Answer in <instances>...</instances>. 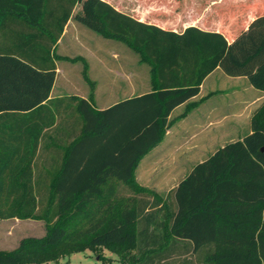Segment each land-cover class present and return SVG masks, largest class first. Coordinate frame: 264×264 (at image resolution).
<instances>
[{
  "label": "trees",
  "instance_id": "16d2710c",
  "mask_svg": "<svg viewBox=\"0 0 264 264\" xmlns=\"http://www.w3.org/2000/svg\"><path fill=\"white\" fill-rule=\"evenodd\" d=\"M141 1L135 17L104 0H0L5 36L15 21L40 30L12 52L0 48V220L46 222L43 237L23 239L0 264L116 247L136 249L135 264H264V106L251 134L195 166L163 200L135 181L172 112L196 107L216 69L264 92V0ZM71 18L139 54L151 92L100 111L90 99L50 100L52 51ZM65 103L76 106L80 129L60 164L41 169Z\"/></svg>",
  "mask_w": 264,
  "mask_h": 264
},
{
  "label": "crops",
  "instance_id": "0c3cea01",
  "mask_svg": "<svg viewBox=\"0 0 264 264\" xmlns=\"http://www.w3.org/2000/svg\"><path fill=\"white\" fill-rule=\"evenodd\" d=\"M104 1L113 5L117 10L135 17L144 7L141 0ZM141 21L145 22L144 19ZM81 25L84 26L76 19L71 18L53 48L52 54L56 66V79L50 100L55 101L69 97L89 100V94L85 92L81 93L78 89L77 93L65 94L66 85L71 87H75L76 85H74L71 73L59 65L61 62L73 66L82 64L83 81L88 84L89 80H91L96 82L97 87H99L98 80L89 75L93 66H104V75L109 76L108 74L113 73V70L111 66L107 65L103 56L112 55V58L116 60L121 58L120 55L126 56L127 54V51H121L120 54L118 51L89 47V43L86 40H88L87 38L90 35L87 31H83V36H81L79 33ZM217 31L219 32L220 30ZM4 33L0 32V48L12 52L22 45L24 35L28 37L32 34H40V30L30 29L24 23L15 21V23L6 28V33L9 35L5 36ZM69 34H72V39L76 42V45L83 50L82 53L75 56L58 53L59 48L64 46L65 39ZM135 54L137 55V53ZM138 59L136 61L131 58H123L121 60L122 70L117 74L123 83L120 82L119 91L110 84L108 87L106 86L105 93L100 94V92H96L95 103L97 106L91 101L96 110H105L123 100L151 92V90H145L147 85H145L143 80L142 72L138 71L143 62L141 58ZM219 71L224 74L218 68L204 80L199 95L191 101L198 103L196 107L187 111V104H185L172 112L170 119L173 122L167 131L168 142L166 145L165 143H160L142 159L135 171V181L137 184L140 186L148 184L151 190H154L160 183L166 182L175 184L174 188L171 189L172 191L192 172L195 166L208 160L220 148L225 146L222 145L219 148L216 146L218 141H221L224 136L239 135L241 130L246 133L244 137L251 134V118L256 110L257 100L263 97L261 94H264V92L256 89L248 78H232L224 74L227 78L236 80L239 84L238 88L241 89V92L237 89V95L225 103L223 99H218L223 96L225 91L218 86L216 80L212 79ZM86 72L88 74H85ZM59 77H61V80ZM58 85L59 91L55 95V89ZM118 92H122L123 94H119ZM225 107H228L229 112L226 111ZM181 109H183L182 112L175 116L174 113ZM79 129L80 125H78L76 106L65 103L64 107H60L57 112V127L48 131L49 139H46L42 144V151L47 156L42 158L43 167L50 170L52 166L57 167L60 164V156L64 154L63 148L73 141L70 136L74 132L78 133ZM200 136L205 138L201 141L198 139ZM148 156H152L151 159L155 160V162L158 161V163L149 162L144 164L143 162H145L146 158H149ZM54 158L56 159L55 164H53ZM162 166L163 170H161Z\"/></svg>",
  "mask_w": 264,
  "mask_h": 264
},
{
  "label": "rangeland",
  "instance_id": "374dc122",
  "mask_svg": "<svg viewBox=\"0 0 264 264\" xmlns=\"http://www.w3.org/2000/svg\"><path fill=\"white\" fill-rule=\"evenodd\" d=\"M229 1V0H228ZM188 25V24H187ZM79 33L81 36H83V31H87L89 33L90 37H88L86 40L89 47L95 48V49H102V50H112V51H118V53L121 54V51H127L126 56L120 55V59L114 60L112 58V55H105L103 58L106 60V63L108 66H111V69L113 70V73H109L107 75H104L105 68L104 66H93L92 70L89 72V75L98 80L99 87H97V83L89 80V83H85L82 78V64L78 65H71L68 63L61 62L59 65L67 69L71 73V77L73 78L75 87H71L66 85L65 94H73L74 92L77 93L78 91L83 93L89 94V99L94 103V105L97 106L95 103V93L100 92V94H103L106 92V86L108 87L110 84H112V87L114 86L117 91H119L120 77L117 73H120L122 70L121 60L123 58H131L134 61H136L138 58L140 59L139 54H135L132 52L133 50L126 44L117 42L114 40H109L104 37H102L100 34L95 33L89 29H87L85 26H80ZM83 50L80 49L79 46L76 45V42L72 39V34H69L65 39L64 46L60 47L58 50V53L66 54L69 56H75L80 53H82ZM138 59V60H139ZM141 65V64H139ZM70 70H69V69ZM72 71V72H71ZM139 72H142V77L145 82V90H151V74H150V66L143 62V65H141ZM85 74H88L87 72ZM107 74V73H106ZM61 80V77H59ZM217 81L218 86L225 91L222 97H219L218 99H223L226 103L229 102L233 97H235L236 91L238 88V83L236 80H233L232 78H227L222 72H217L214 77L212 78ZM123 83V82H122ZM78 87V88H77ZM98 88V89H97ZM78 89V91H77ZM72 90V91H71ZM241 92V89H239ZM59 91V85L55 89V95L58 94ZM119 94L122 92H118ZM99 94V95H100ZM123 94V93H122ZM263 97L261 99L257 100L256 104V110L254 111L253 115L262 107L264 106V94H261ZM119 98V97H118ZM99 105V104H98ZM231 105V104H230ZM100 106V105H99ZM236 108V107H235ZM226 111H228V107H225ZM183 109L176 111L174 114L175 116L178 115L180 112H182ZM229 112V111H228ZM245 132L241 130L239 132V135H229L224 136L221 141H218L216 146L219 148L222 145H226L228 143L238 141L244 138ZM168 135L167 132L164 136V139L162 143H165V145L168 142ZM205 137H198L201 141ZM197 139V140H198ZM195 141V140H194ZM163 145V144H162ZM159 151V150H158ZM155 153V152H153ZM149 158H146L143 162L144 164L147 163H155V160H152V156H148ZM151 159V160H150ZM40 168L42 169V158L39 162ZM163 170V166L161 168ZM175 184L171 183H160L158 187H154L155 189L152 191H157V195L163 200L166 195L171 191L172 188H174ZM143 188L151 190L150 186L148 184L142 185ZM153 199V198H152ZM160 232V231H159ZM46 234V222L42 219H32V220H17V219H11V220H0V254H5L14 251L20 244V242L23 239L28 238H41ZM62 252V251H61ZM138 251L133 248H125V247H116V248H94V249H86L79 252H73L69 255H59L58 257H55L53 260L50 261H43V262H36L33 264H135L138 260ZM193 260L194 263L199 264V261ZM181 260L177 261H171L168 264H180Z\"/></svg>",
  "mask_w": 264,
  "mask_h": 264
}]
</instances>
